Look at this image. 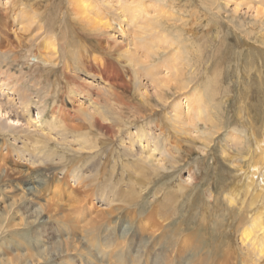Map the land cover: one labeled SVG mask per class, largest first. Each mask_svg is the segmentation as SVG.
<instances>
[{
  "label": "rangeland",
  "instance_id": "374dc122",
  "mask_svg": "<svg viewBox=\"0 0 264 264\" xmlns=\"http://www.w3.org/2000/svg\"><path fill=\"white\" fill-rule=\"evenodd\" d=\"M78 2L0 0V264H117V255L148 264L161 252L165 264H264L250 245L257 237L241 241L257 216L264 233V187L228 199L236 173L264 163L255 147L264 142V0H85L83 11ZM16 81L27 111L7 88ZM42 132L69 153L48 167L17 156L42 147ZM131 139L136 154L143 140L155 145L157 161L123 182L118 168L107 181L122 190L113 201L118 192L97 183L107 174L89 178L111 170L112 150L133 148ZM96 152V166L81 167ZM150 166L158 174L147 179ZM130 182L147 186L140 208L125 201ZM175 184L187 192L159 216L152 204ZM126 224L135 234H114L110 246L87 235Z\"/></svg>",
  "mask_w": 264,
  "mask_h": 264
},
{
  "label": "bare ground",
  "instance_id": "6f19581e",
  "mask_svg": "<svg viewBox=\"0 0 264 264\" xmlns=\"http://www.w3.org/2000/svg\"><path fill=\"white\" fill-rule=\"evenodd\" d=\"M20 1V0H19ZM72 1H75V0H72ZM77 1H79L78 2V4L79 3H81V4H77L78 6H79V10L80 11H83L84 9H85V0H77ZM18 2V1H17ZM16 2V3H17ZM15 3V4H16ZM129 9H131V8H129ZM133 9H135V8H133ZM95 23V22H94ZM96 24V23H95ZM119 25V24H118ZM94 28H96V27H94ZM99 28H101L100 26H98V28L97 29H99ZM49 44V43H48ZM31 58H35V56H31V55H29L28 56V59H31ZM54 67V66H53ZM53 67H52V69H53ZM61 67V66H60ZM66 67V66H65ZM51 68V67H50ZM49 68V69H50ZM56 68V67H55ZM59 70V69H58ZM67 73V72H66ZM7 76V75H6ZM64 76H66V75H64ZM8 78V77H7ZM66 80H68V79H66ZM5 85V81L0 77V88L2 87V86H4ZM20 86H22V84L19 82V81H16V82H12L11 83V86H9V87H7L8 89H12V91H14V93H16L17 94V96H18V99L20 100V106L22 107V103L24 104V110L25 111H27V109H28V103L26 102V101H28V98L26 97L27 95H26V92L24 91V89L22 88V87H20ZM163 86H165V84L163 85ZM167 86V85H166ZM179 87H180V85H179ZM66 92V91H65ZM73 92V91H72ZM71 92V93H72ZM165 92V91H164ZM67 93V92H66ZM64 94V93H63ZM68 95H70V91H69V93H67ZM165 94V93H164ZM74 95V94H73ZM72 95V96H73ZM161 95V94H160ZM62 97V96H61ZM159 99H160V97H159ZM63 100V99H62ZM59 101V103H60V105L63 103V101ZM15 101V100H14ZM115 101V100H114ZM161 101V100H160ZM17 102V101H16ZM154 102H156V101H154ZM111 103V102H110ZM18 104V103H17ZM122 106H124V105H122L121 103H117V102H112L111 104H109V107H111V108H115V109H117V110H120V109H122L123 107ZM150 106V105H149ZM14 107V106H13ZM125 107V106H124ZM15 109H16V107H14ZM151 108V107H150ZM17 110V109H16ZM16 110H13V111H15L14 112V115H15V117H13L12 119L10 118V115L8 114V117H7V119H8V121L9 122H12V123H18V120L19 119H17L16 118V116H18V114H17V111ZM22 110V109H21ZM24 110H22V112L24 113ZM123 110V109H122ZM1 112H4V113H8V112H5V110H3V109H1ZM118 112V111H117ZM115 113H116V111H115ZM135 114V113H134ZM116 115V114H115ZM121 116H123V115H121ZM96 117V116H95ZM29 118H30V116H29ZM91 118V117H90ZM116 118V117H115ZM114 118V119H115ZM135 118H138V117H135ZM142 118V117H141ZM92 119V118H91ZM29 120V119H28ZM94 120V122L97 124V125H100V121H99V119H97V118H94L93 119ZM133 120H135V119H133ZM246 121V120H245ZM57 123V124H56ZM55 126H60L61 128H62V124H60V122L58 121L57 122V120L55 121ZM12 125V124H11ZM4 126V125H3ZM101 126L104 128V127H107L108 125H102L101 124ZM0 127H2V125H0ZM143 127H144V125L142 126V125H138V129H137V132L139 133V136H137L136 137V139L137 138H139V140H138V144L139 145H141V138L140 137H142V136H144L145 135V133L143 132L144 130H143ZM108 128L109 127H107V128H105V129H107L108 130ZM3 129V128H2ZM62 130H66V128H63ZM0 131H1V129H0ZM7 134H8V132H6ZM1 136L2 137H4L3 136V133H1ZM129 137V136H128ZM133 139V138H132ZM131 139V141H130V144H131V146L133 147L134 146V142L135 141H137L136 139H134V140H132ZM37 141H34L36 144H39V142H42L43 144H42V147H41V145L39 144L37 147H35L34 148V151H31L28 147V149L27 148H25V149H21V151L17 154V156L18 157H28L27 158V160H29L31 163H37L38 164V166H45V167H48V166H50V163H49V161L52 163L53 162V160H51L56 154L57 155H59V158H60V160L62 159L61 157L62 156H64V155H66V154H69L68 153V151H66V149H64V143H59V142H54L53 140L54 139H51L46 133H41V136L40 137H38V139H36ZM129 140H130V138H129ZM99 141V144L100 145H106L109 141H110V139H107V138H105L104 136H100V139L98 140ZM124 141V140H123ZM47 142V143H46ZM119 142V141H118ZM143 146L142 147H140L141 149H143L141 152V154H136V152H135V150H134V147L133 148H131L130 149V145L127 147V148H124V149H122V150H120L119 151V149H118V147H116V148H114L113 150H112V154H114V156L116 157V160L114 161V163H112V168H111V170L109 169L108 171L107 170H105L104 172L102 171V172H100L99 170H95V172H94V174H92V176H90V178H89V180H93V179H96V176H104L105 174H107L105 177H104V179H103V181L102 182H100V181H97V183H98V185L99 184H101V185H99V186H101L102 188H104V190L105 189H107V191H111V192H113V190H114V192H115V190L117 191L118 190V183H108L107 181H108V179H113V178H115L116 176H117V171H118V168H120V171L118 172V173H120V175L118 176L120 179V181L121 182H123V176L124 175H126L127 177L129 176V178L130 177H132V175H131V172L129 171V169H131L133 172H139V171H141L142 170V167H143V165L144 164H152V162H154V161H157L156 159H154L153 160V158L152 157H154V151L157 149L156 148V146L155 145H153L152 144V146L151 145H149L150 143H149V141H147V140H143ZM13 143V142H12ZM121 143V142H120ZM264 143V142H263ZM262 142H259V143H255V147H256V149L258 150L259 149V152H260V157H264V144H263ZM9 144V143H8ZM34 144V143H33ZM33 144L31 145V147L33 146ZM49 144L52 146V148H49ZM14 145V144H13ZM261 145H263V146H261ZM10 146H12L11 144H10ZM15 146V145H14ZM70 146V145H69ZM125 146V145H124ZM120 147V146H119ZM65 148H66V145H65ZM145 148H146V150H145ZM20 149V148H19ZM42 149V150H41ZM132 149H133V151H132ZM36 151V152H35ZM97 156H101V153H97L96 152V154L95 155H89V156H87L88 158H87V160H85V161H87V162H85L84 164H81V167H83L84 168V166L86 165V163H88L89 161H90V164H94V162H95V160H90L91 158L93 159V157H97ZM130 157V158H129ZM132 157H140L139 159H131ZM45 158H47V159H45ZM124 158V162H122V159ZM129 158V159H128ZM153 160V161H152ZM61 164V163H60ZM94 166H96V164H94ZM80 167V166H79ZM151 168H153V170H155V171H153L152 170V173H148V178L147 179H150V177H153V176H157V174L158 173H156V172H158L157 171V169H156V166L154 167V166H150ZM71 168V167H70ZM85 168H88V167H85ZM75 171V170H74ZM249 171H251V173L250 172H248V173H246V174H242V173H236V176H235V180H234V183L233 184H231V188H230V193H229V197H228V199L232 202V197L233 196H235L236 194H244V193H246V194H253L252 192L253 191H255V192H257L258 191V189H260V187H264V163H262V168H258V170L256 171L254 168H252V167H250V169H249ZM132 172V173H133ZM148 172V171H147ZM146 174V173H145ZM78 176H81V175H78ZM162 176V175H161ZM254 176H256V177H254ZM86 177V176H85ZM88 177V176H87ZM155 178V177H154ZM153 178V179H154ZM238 178V179H237ZM254 180H255V186H254V188H252V183L254 182ZM116 182V181H115ZM141 183H142V181H140ZM148 183V182H147ZM142 184H145V183H142ZM175 185H176V188H174L175 187ZM174 185V187H172V186H170V188H166L165 189V191L163 192V194L161 195V204L157 201V202H150V205H151V203H153L152 205H157V206H159V207H161L162 209H164V210H162V213L160 212V211H158L157 210V212H158V215L160 216V215H162V216H168L169 214H170V212H169V208H171L172 207V205H173V203H174V201L177 199V198H174L173 199V195H174V197H176L177 195L179 196V198H181V197H183L184 195H185V193L187 192V190L184 188V187H180V186H178V184H175ZM230 185V184H229ZM118 187V188H117ZM117 188V189H116ZM147 188V186H143L142 188H140L139 190H136V189H134V187H133V185L131 184V182H130V185L128 186V191L130 192V197H128L125 201H127L128 203H130V204H132L133 205V207L134 208H140V205H142V203L140 204L139 203V201H138V199L140 198V196H142L141 194H142V192L145 190ZM158 189V188H157ZM161 189L162 188H160V190L159 191H157L156 193H157V196H158V194H161L162 193V191H161ZM162 190H164V188L162 189ZM169 190V191H168ZM261 190V189H260ZM106 191V190H105ZM167 191V192H166ZM109 192H108V194H109ZM111 192H110V194H111ZM118 192V191H117ZM121 192H122V190H120L119 192H118V197L117 196H115L113 193V197L111 198V200H118V199H121ZM196 192V191H195ZM156 193H155V195H156ZM111 196V195H110ZM114 196L115 197H117V198H115L114 199ZM177 196V197H178ZM258 196V198L259 199H262L261 201H263L264 200V197H263V193H260L259 195H257ZM142 198V197H141ZM123 199H125V196H123ZM179 200V199H178ZM194 200V198H193V196L191 195V196H189L188 197V203H190V202H192ZM147 203V202H146ZM192 204V203H191ZM231 204V203H230ZM188 205V204H187ZM144 206V205H143ZM191 206V205H190ZM206 206V205H205ZM143 208V207H142ZM152 208V207H151ZM191 209V208H190ZM140 210V209H139ZM142 210V209H141ZM192 210V209H191ZM205 212H206V210H205ZM39 214V211H37V210H34L30 215L32 216V217H34L35 219L36 218H38V215ZM161 216V217H162ZM189 216V215H188ZM204 216V215H203ZM205 216H206V213H205ZM204 216V217H205ZM166 218V217H165ZM122 221H124L123 219H122ZM127 223V222H126ZM128 224H130V222L128 223ZM128 224H126L125 226L123 225L122 226V228L120 229V233L118 232V230L116 231V230H111L110 228H109V230H107L108 228H104V229H100V228H91L90 230H88V232H87V235L88 236H90V238L91 239H94V240H96L95 241V246H97V247H99V248H101V246L100 245H108V246H110L111 244H113L112 243V240H115V235L114 234H120V236L122 237V238H124V237H128L129 235H134L135 233V231H133V232H131V234L129 233L130 232V230L128 229V231H127V228H126V226L128 225ZM263 224H262V222L260 221V220H258V216L254 219V221L252 222V224H251V227L247 230V232H245L244 234H242V239H241V241L242 242H244L243 240H245V242H251L252 241V238L254 237V236H256L257 237V240L254 242V241H252L251 242V246H253L254 247V253H255V256L258 258L259 257V259L260 258H262V257H264V233L263 234H259V232L260 231H262L263 230V226H262ZM129 226V225H128ZM131 228V227H130ZM106 231L108 232V233H106ZM116 232V233H115ZM262 233V232H261ZM256 234H258V235H256ZM117 236V235H116ZM120 237V238H121ZM156 239V238H155ZM166 239H167V237H166ZM102 240V241H101ZM161 239H159V242H158V244H160V245H158V246H161V242H162V240L160 241ZM165 240V239H164ZM97 241H100V243H98ZM170 242V241H169ZM168 243V242H167ZM91 244H93V243H91ZM143 244V243H142ZM166 244V243H165ZM146 245V246H145ZM163 245V244H162ZM166 246H168V245H166ZM142 247V246H141ZM148 246H147V243H144V248H145V250H148V248H147ZM130 249H133L134 250V247H131ZM139 249H141L142 250V248H139ZM162 249V248H161ZM163 250H164V248H163ZM144 251V250H143ZM136 252H138V251H136ZM146 252V251H145ZM130 253V252H129ZM140 253V252H139ZM162 253V252H161ZM161 253H157L156 255H154L153 257H151V260H149V261H147V263L148 264H165V262L163 261V258H164V255H162ZM131 254V253H130ZM140 255H143L142 254V252L140 253ZM161 256V257H160ZM101 257H103V253H101V255H100V258ZM116 257V259H117V261H119L120 262V264L122 263V259H123V257H121V255H117V256H115ZM140 256L137 254V258H139ZM147 257V256H146ZM247 257V256H246ZM146 259V258H145ZM245 259V258H244ZM138 260V259H137ZM245 262L244 263H248V264H251V262H252V260L251 259H248L247 258V260L245 259L244 260ZM119 262L117 263V264H119ZM167 263V262H166ZM263 264V263H262Z\"/></svg>",
  "mask_w": 264,
  "mask_h": 264
}]
</instances>
